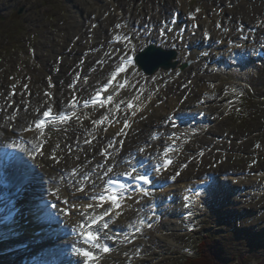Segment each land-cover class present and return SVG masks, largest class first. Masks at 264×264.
<instances>
[{
    "label": "rangeland",
    "instance_id": "374dc122",
    "mask_svg": "<svg viewBox=\"0 0 264 264\" xmlns=\"http://www.w3.org/2000/svg\"><path fill=\"white\" fill-rule=\"evenodd\" d=\"M179 2L176 0H0V85L7 87L13 82H19L20 79L29 81L32 74L37 81L44 75L46 77L47 67L60 68L66 59L71 61L80 58L79 62L84 63L86 59L82 53L93 55V59L89 58L87 68L90 70L97 58L95 57L97 51L106 49L98 44L106 39L107 45H111V39L113 40L117 34L123 37V42L112 43L115 45L113 48L115 54L106 62V76L93 78V85L97 88L110 76V72L119 63V57L125 49L132 46L135 47L132 51L137 53L151 42L147 38V33L150 34L151 30L158 26L144 23L145 19L150 22L152 17H157L162 22L164 18L162 23L164 24L165 20L173 19V12H179L177 11ZM183 5L186 6L185 13L189 16L198 13V22L205 23L207 29H198V24H195L198 34L194 32L195 30L191 33L189 31L183 33V29H173L167 40H155V43L160 42L158 46L166 50L175 48L178 53L177 59L181 60L179 66L187 64L184 70L179 67L171 71L159 70L151 77L141 73L135 65L133 72L138 71L142 76L139 81L142 80L143 94L146 93V99L152 98V103L148 114L138 116L131 129L135 134L141 133L146 121L157 115V109L174 95L173 76H179L196 66L202 57L212 51L222 58L229 54L232 45L240 48V52L229 59L226 68L216 67L222 83L210 93L200 95L201 93L196 92V99H210L212 105L208 107L209 109H204L207 111L204 118L191 119L184 123L185 137L182 140L184 142L175 152L177 165L164 174L167 181L174 180L172 178L179 173L180 178L186 179L185 183L209 178L214 183L204 188L193 208L191 206L183 210L178 208L183 200L179 196L181 188L179 185L178 190L166 191L162 196H158L159 218L146 224L137 244L127 247L132 255L136 253L139 264H186L185 260L188 258L197 257V243L208 237L210 241L214 240L217 244L223 245L227 256L233 255L237 258L233 264L238 263L241 255L244 256L247 264H259L260 258L264 255V59L255 56V51L264 49V0H183ZM96 11L99 16H95ZM90 14H95L92 31L88 35L84 28L85 35L81 38L84 40L80 41V45L75 49L76 52L78 51L77 56L75 53L71 55V48L67 45L71 37L76 34V32L71 33V30L76 29L75 24L78 21L80 23L77 27L81 28ZM242 21L257 27L252 29L242 24ZM240 24L244 27L241 28ZM116 25H124L123 30H116ZM238 25L240 28H234ZM191 26L192 20L190 22L188 20V27ZM105 28L108 30L106 31ZM156 29L154 31L158 34ZM206 32H209L210 38L209 34L207 37L204 36ZM232 33L235 35L233 40L228 37ZM244 35L248 37L246 42L242 39ZM125 36L128 38L127 41L124 39ZM205 38L207 46L202 47L201 41ZM74 42L75 44L79 42L78 37ZM70 64L69 62L65 69L69 68ZM86 73L88 74L86 82H89L92 75L89 74L90 71ZM88 89L90 88L84 92L81 89L82 93L78 97L88 98L92 94L86 93ZM186 97L187 95L182 94L184 100ZM196 104L193 103L190 107L189 103L187 109L183 108L181 112L187 114L179 115L180 119L186 115L198 117V112L203 107ZM24 109L27 111L29 107ZM212 110H215V113ZM96 111L98 112L96 109H88L81 112L93 114ZM81 112L80 115H84ZM99 112L96 115L102 118L105 112ZM73 121L72 123L71 120L68 121L64 127L69 129ZM158 130L160 129H152L148 135L151 136ZM60 131L61 129L54 127V130H51V139L57 138L55 136ZM160 141L161 139L155 142L160 143ZM100 148L96 143L93 150L99 151ZM219 179L229 182L228 186L221 187L218 184L221 181ZM191 186L194 185H188L189 188ZM146 194L143 200L150 199L151 193L146 191ZM169 199L172 200L170 203ZM127 202L123 220L138 219L134 198ZM184 210L188 213H183ZM186 216L189 219H185ZM1 220L4 218L2 217ZM134 222L136 225L138 221ZM175 223L179 227L172 226ZM3 228L0 221V264L20 263V259L18 261L14 257L9 259L8 254L23 250L19 243H22L20 240L25 236L20 237L24 235L21 232L17 238L14 232ZM45 241L47 240L43 239L40 243H46ZM10 244L18 247L10 249ZM28 245L29 243H25L24 250L29 247ZM139 247H142V253L139 252ZM25 257L29 258V256ZM61 261L63 262L64 259ZM22 264H27V261Z\"/></svg>",
    "mask_w": 264,
    "mask_h": 264
},
{
    "label": "bare ground",
    "instance_id": "6f19581e",
    "mask_svg": "<svg viewBox=\"0 0 264 264\" xmlns=\"http://www.w3.org/2000/svg\"><path fill=\"white\" fill-rule=\"evenodd\" d=\"M176 1H180L178 3L179 8L177 9V11H179V21L174 20L175 12H173V19L171 21L168 19L165 20L166 23L164 24H162L164 18L162 22L158 20L157 17H152L151 21L149 18L148 20L150 22H147L145 19L144 23H153L158 26L154 28V30L157 28L158 34H156L154 30H151L150 34L147 33V38L151 41L148 45L151 44L150 46L164 50V47L158 46L160 42L158 41V43H155V40H167L168 35L172 33L173 29H183V33L184 31H189L191 33L195 30L194 32L198 34L195 24H198V29L206 28L205 23L198 22V13L189 16L185 13L187 9L186 6L183 5V0ZM94 15L95 14L88 15L81 28L77 27L80 23V21H78L75 24L76 29L71 30V33L76 32L68 41V43H70L67 45L71 48V55L75 53L77 56L78 51L76 52L75 49L80 45V41L84 40H81V38L85 35V32L90 35L93 27V17L99 16L97 11L96 15ZM188 20L189 22L192 20L191 27H188ZM242 24L252 29L257 27L256 25L251 26V23L246 21H242ZM242 24H240L241 28L243 26ZM240 25L234 28H240ZM116 26V30H123L124 25H120L119 28ZM84 28H86L85 32H83ZM150 28L151 27H149V30ZM105 30L107 31L108 28H105ZM105 30L104 35H106ZM208 34L209 32H206L204 36L206 37ZM186 35L184 36L186 37ZM117 36L119 35H115L113 40ZM76 37H78L79 42L75 44L74 39ZM228 37L233 40L235 35L232 33V35L230 34ZM106 42L105 39L98 44V46H103L106 49L97 51L96 56L94 55L97 58L90 70H87V68L89 58L92 57L93 59V55L82 53V55L84 54L83 57L86 59L84 63L79 62L80 58L71 61L66 59L65 63L61 65L60 68L58 66H55L56 68L47 67V73L45 72L46 77L44 75V77L42 76L37 81L34 74L31 73L32 76L29 81H24L19 78L21 81L13 82L7 87L1 86L2 84L0 85V156L4 158L7 154L6 148L10 149L15 147L19 148L18 151L21 149L26 151L28 155V158L22 156L21 162H15L9 170H5L4 175L8 174L9 180L12 182L10 198H8L1 188L0 183V221L4 229L14 232L17 238H19L21 232L24 235H20V237L25 236L20 240L22 243H19V246H21L23 250H20V252L17 251L14 254H8L9 259L12 257H14L16 261L20 259V263L17 262L16 264H22L24 261H27V264H54L56 261L60 262L62 259L59 253L64 255V262L62 263L61 261L60 264H84L83 257L77 255V250H80L82 245L76 242L77 239L72 235V228L75 226L79 228L82 222H87L91 217L104 214L105 212L108 213L105 222L110 223L112 218H117L116 223L111 224L109 230L106 232L107 238L110 242H114L116 246H113L112 251L104 257L101 264H139L136 253L134 252L135 254L132 255L125 243L131 241V247L137 244L141 236V232H136L138 226L142 224L144 228L150 221L159 218L160 209L158 207L159 204H157V197L160 195L162 196L166 191L178 190L179 185L181 187L179 196L182 197L183 200L179 203L178 208L182 210L187 209L189 202L192 203L191 207L193 208L195 201L200 195H194L188 201H184L188 192L197 191L200 187L204 189L206 186L214 183L210 178L204 181L193 180L189 183H185L186 179L184 177L180 178L181 174L175 176L174 180L167 181V179L164 178V174L167 172L156 171V166L159 165V159H162L163 155L166 153L165 147L174 144L175 148H177L184 142H182L185 137L184 123L187 119L183 123L176 119L179 115L187 114L181 112V110L186 107L188 108L187 105H189V103L190 107L193 106V103H197L200 107H203L199 110L200 113L202 110L212 105L210 99H196L197 93H201L200 95L210 93L219 83H222L221 76L216 70V67L220 66L221 69L226 68L228 62H230L229 59L234 58L236 56L235 54L240 52V48L234 45L229 48L228 55L219 58V56L212 51L202 57L201 61L197 62L196 66H193L179 76H173L172 82L174 84V90L172 93L174 95L171 96L161 108L157 109V115H154L151 120H147L142 128V132L137 134L133 133L131 129L133 120H130V126H126V123H128L127 118H129L132 112L124 110L117 111L116 107H118V105L123 106V99L134 98L138 101V106H144L143 114L147 115L149 106L152 103V98L146 99L144 94L141 96L143 84L141 82L142 80H139L142 76L138 71L133 72L137 62L133 65H129L119 76V80H126L129 83L119 95L115 96L116 103L111 106L114 108V111L111 110L107 112L108 115L104 116L102 119L84 115L81 117L76 114L73 124L70 125L69 129L64 127L66 125L65 122L52 124L45 138L48 140L51 139V130H54V127L56 129H61V131L58 134L56 133L57 135L55 137L57 138L51 139V143L45 147L44 151L37 158L34 157V152L39 144V132L37 130H29V127L35 122L36 114L40 112L38 114L40 115L44 109L55 106L60 109L59 112L65 110H72L73 112L75 109L72 107V104L79 99L78 96L81 95L82 91L84 92L87 88H90L88 89L89 91H86V93L89 92V95L91 92L95 91L96 85H93V78L95 79V77L97 78L100 75L103 77L106 76V62L111 60L112 56L115 54V51H113L114 46L107 45ZM200 46H207L206 38L201 41ZM133 48L135 49V47L125 49L123 53L129 50L132 51ZM145 50L146 48L141 50L142 53ZM260 50L261 49L256 50L255 53ZM76 56L74 57L76 58ZM176 61V59H173V62ZM179 61L181 62L180 59ZM179 61L174 69L177 67L181 68V65L179 66ZM69 62L71 63L69 68L65 69V67L69 65ZM115 70L116 68L114 71ZM88 71H90L89 74L92 75V79L89 82L87 81V83L86 77L88 74L86 72ZM138 88H140V90H138ZM81 89L82 91H80ZM179 94L181 95L180 97ZM182 94L185 96L187 95L185 100L182 98ZM43 105L45 106L41 109ZM25 107H29V109L26 111L24 109ZM212 111L215 113V110ZM98 114L100 115L101 113L99 112ZM124 116H126L125 121ZM83 117L84 120H82ZM187 118L198 120V118ZM123 123L125 125H123ZM107 126H110L108 131L105 129ZM152 129L160 130L153 132L151 136H149L148 132ZM164 131L168 132V134L175 133V136L171 139L163 137L160 143L155 142L152 136ZM25 140L28 141L27 144H24ZM86 141H90L91 145L86 146L84 144ZM96 143L97 146L101 147L100 151L93 150ZM103 150H108L114 157L106 164L104 169H100V164H103L107 160L105 156L101 155V151ZM18 151H16V155L14 156L15 159L20 157ZM175 151L176 150H174V152ZM69 152H71V154H69ZM115 156L117 157L115 158ZM123 156L124 158H122ZM127 159H132L130 162L131 164L127 163ZM176 165L175 161L169 171L174 169ZM141 169L148 171L155 170L154 185H156V189H148L145 187L141 191H137L133 194L131 197H134V205L138 210L139 217L138 219L124 218V221L122 216L129 198L128 196L124 197L120 201L121 204L115 206L100 200L101 194L105 192V182L103 179L106 175L114 178L115 175L126 170L139 173L138 171ZM75 171H77V173L73 175ZM87 171L92 174V179L89 183L83 181V178L88 176V174H85ZM219 181L220 182L217 183L220 184L221 187L228 186L229 182H226L224 179H219ZM192 184L194 186L189 188L188 185L190 186ZM199 184L201 185L200 187ZM55 190L56 193L52 195V191ZM148 190L151 193V197L150 199L143 200ZM63 198L69 201L68 207L60 201ZM170 199L168 200L169 203L172 201ZM55 203H57V205L53 208L52 204ZM66 209L71 210L70 216L65 215L64 212ZM15 210L18 211V213L12 218L10 214ZM183 213H186V211L184 210ZM42 216L43 218H41ZM2 217L4 220H1ZM185 219H189V217L186 216ZM134 221H138L136 225ZM44 222H48V224L45 225ZM172 226L179 227L176 223L172 224ZM43 239L47 240L45 242L49 244L40 243ZM25 243H29V247H26V250L23 248ZM17 247V245L13 244L9 246L10 249ZM52 247H56L57 249ZM139 250V252L142 253V247H139ZM25 256H29L30 259Z\"/></svg>",
    "mask_w": 264,
    "mask_h": 264
},
{
    "label": "snow or ice",
    "instance_id": "6c2138e0",
    "mask_svg": "<svg viewBox=\"0 0 264 264\" xmlns=\"http://www.w3.org/2000/svg\"><path fill=\"white\" fill-rule=\"evenodd\" d=\"M116 27H120V25H117ZM116 40H120L121 37L120 36H117L115 37ZM124 39L127 41L128 38L125 36ZM127 46V45H126ZM123 62L124 63H128L130 64L131 63V59L130 57H123ZM124 67L123 66H120V67H117L116 70L112 73V76L115 77L117 73H123L124 72ZM113 83L112 80H109L107 84H105V88H108L109 85H111ZM107 99L109 101H111L113 99V97L111 95H109L107 97ZM95 102H99V103H104V101H102L100 99V96L99 94H97L96 96V101ZM85 103H87V101H85ZM128 107L131 108L132 107V104L129 103L128 104ZM50 113L49 111H44L43 112V116L44 117H49ZM63 119V117H61ZM44 123V121H38L37 122V128H39L42 124ZM123 134V133H121ZM172 163L171 160H168V159H165L164 161V165L166 164V166L170 165ZM186 167V165H185ZM177 175H179V173H177ZM140 179L143 181V180H147L148 178L147 177H143L141 176ZM173 179H175V176L173 177ZM111 197V199L109 198ZM108 199L112 202V200L114 199L115 200V203L119 205V200H118V194L116 193L115 196H112V194H108L106 197L102 196L101 199ZM110 211V210H109ZM105 216L108 215L107 212L104 213ZM103 220V217L102 216H96V217H93L92 218V225H95L98 223V221H101ZM103 228L104 229H108L109 228V224L108 223H103ZM137 231H139V229H137ZM82 233L83 235H85L86 237H88L92 243H93V248L91 249H97V250H102L103 253L107 254L109 253L110 249H108V245L107 243H104V244H101L100 243V236H99V233L98 232H94L91 230V227L88 226H84V229L82 230ZM96 245H99V247H96ZM91 249H88L86 251H81V250H77V255L83 257V261H84V264H100L101 262V257L97 254L96 251H93Z\"/></svg>",
    "mask_w": 264,
    "mask_h": 264
},
{
    "label": "trees",
    "instance_id": "16d2710c",
    "mask_svg": "<svg viewBox=\"0 0 264 264\" xmlns=\"http://www.w3.org/2000/svg\"><path fill=\"white\" fill-rule=\"evenodd\" d=\"M197 257L185 260L186 264H233L237 258L235 256H227L224 246L217 244L214 240L208 237L200 240L197 243ZM236 264H247L246 259L241 255ZM259 264H264V255L259 260Z\"/></svg>",
    "mask_w": 264,
    "mask_h": 264
},
{
    "label": "water",
    "instance_id": "95a60500",
    "mask_svg": "<svg viewBox=\"0 0 264 264\" xmlns=\"http://www.w3.org/2000/svg\"><path fill=\"white\" fill-rule=\"evenodd\" d=\"M176 57V52L165 51L154 46H149L146 50L137 56L138 66L147 74L156 72L159 68L171 69L175 68L176 62L172 60Z\"/></svg>",
    "mask_w": 264,
    "mask_h": 264
}]
</instances>
